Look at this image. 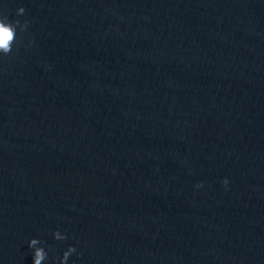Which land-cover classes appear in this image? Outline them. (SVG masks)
Instances as JSON below:
<instances>
[{
	"label": "clouds",
	"instance_id": "obj_1",
	"mask_svg": "<svg viewBox=\"0 0 264 264\" xmlns=\"http://www.w3.org/2000/svg\"><path fill=\"white\" fill-rule=\"evenodd\" d=\"M25 13V9L23 7H19L17 9V15H23ZM28 22L25 21L21 23L19 20L10 21L6 15H0V53L4 56H8L13 51V45L17 41V28L21 32L27 29ZM225 185H227L228 180L225 179L223 181ZM202 185L198 184L197 187H201ZM53 238L58 241L66 240L68 237L61 233L59 230H56L52 233ZM42 242L37 238L30 239L28 246L33 249V259L34 264H43V262L48 259V253L45 251L44 247H38ZM72 254H77V249L74 246H69L61 257L58 258L59 264H67L69 257Z\"/></svg>",
	"mask_w": 264,
	"mask_h": 264
}]
</instances>
